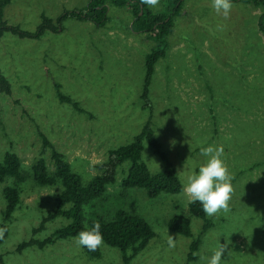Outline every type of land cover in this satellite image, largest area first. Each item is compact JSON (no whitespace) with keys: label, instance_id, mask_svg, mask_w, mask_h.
Wrapping results in <instances>:
<instances>
[{"label":"rangeland","instance_id":"rangeland-1","mask_svg":"<svg viewBox=\"0 0 264 264\" xmlns=\"http://www.w3.org/2000/svg\"><path fill=\"white\" fill-rule=\"evenodd\" d=\"M161 0L153 12H164ZM90 0H13L4 20L23 31L36 33L45 15L54 21L65 11L81 10ZM228 19L218 16L211 0H185L175 20L164 59L155 66L149 97L153 113L141 99L146 57L156 47L145 33L133 31V15L108 3L109 22L67 20L58 33L47 31L40 39H22L10 33L0 38V69L13 86L12 96L0 92V162L13 151L21 159L29 180L21 185V202L13 214L9 233L0 244L5 264H123L121 252L104 244L102 258H92L76 238L59 240L44 250L18 246L35 237L44 240L69 221L57 218L33 236L44 217L55 211L60 184L40 187L32 179V166L43 155L50 174L55 173L51 150L44 152L39 129L64 154L87 185L101 174L109 151L135 141L150 116L156 138L184 185L205 162L200 149L222 146L223 159L233 176V194L227 212L212 219L202 236L196 261L189 262L191 243L199 237L203 221L192 218L194 238L172 233L169 220L190 217L184 191L150 198L143 189L126 191L121 198L100 203L96 211L124 209L142 216L156 237L131 264H206L224 247L223 264H264V34L262 8L232 2ZM182 44L179 48L177 46ZM78 102L80 114L58 100L55 85ZM142 154L153 174L166 167L147 143ZM43 153V154H42ZM130 167L117 172L107 196L123 192L122 181ZM0 184V240L7 202ZM88 216V209L85 210ZM111 215V214H110ZM175 239V247L168 239ZM132 254V252H130ZM205 258V259H202Z\"/></svg>","mask_w":264,"mask_h":264},{"label":"trees","instance_id":"trees-1","mask_svg":"<svg viewBox=\"0 0 264 264\" xmlns=\"http://www.w3.org/2000/svg\"><path fill=\"white\" fill-rule=\"evenodd\" d=\"M185 0H168L164 12H153L141 0H90L88 6L81 10L65 11L55 21L47 16H42V24L36 33L23 31L18 26H11L4 20L5 9L11 5L13 0H0V38L5 34H12L22 39H40L47 31L58 33L64 29L63 24L74 19L81 22H93L98 28L104 27L109 22L108 3L126 8L133 15L132 28L136 33H145L149 39L154 40L156 47L146 57V77L141 99L143 109L153 113V103L149 97L150 86L153 80L155 66L159 60L164 59L169 48V37L174 31L175 20L181 14ZM253 3L254 6L263 9L260 20V30L264 34V0H232V2ZM58 100L62 104H69L80 114L88 112L74 101L70 96L62 92L59 84L55 85ZM0 92L12 96L13 86L9 79L0 69ZM153 117L150 116L143 131L135 138V141L110 150L108 159L100 166L101 174L94 177L87 185L83 184L82 177L75 173L71 164L66 160L64 154L59 152L49 141L48 137L39 129L43 141L44 152L49 148L54 163L55 173L50 174L43 155L32 166V179L40 187H54L61 185L62 191L56 197L55 211L44 217L41 226L33 230V236L45 229V225L57 218H64L69 221L67 226L59 228L44 240L35 237L29 241L22 242L16 252L28 248L44 250L54 245L59 240L74 239L80 231L90 229L94 224L100 225V231L104 238V244L116 248L121 252L123 264H131L140 252L146 249L156 233L151 225L140 215L130 213L124 209L105 212V216L99 215L96 211L100 203L110 202V199L121 198L125 192L132 189H143L147 195L154 199L162 193L179 194L183 191L177 171L169 161L163 145L156 138L152 124ZM147 143L154 150V153L165 162V169L153 174L142 158ZM43 154V153H42ZM0 162V184L8 179L13 180V185L4 189V198L7 202L3 212L4 231L0 244L6 239L9 233L8 223L13 214L19 208L21 202V185L29 180L28 175L22 171L21 159L17 153L8 151ZM129 162L130 167L122 181L123 192L115 196H107V189L117 181V172L123 164ZM89 213L86 216L85 210ZM111 214V215H110ZM192 218L203 221L201 235L194 239L190 246L188 256L189 262L196 261V253L202 244V236L213 226V220L208 219L199 203L190 204V217L176 215L169 220V230L177 235L186 238H194L192 232ZM212 220V221H211ZM9 224V223H8ZM86 254L92 258H102L101 249L91 252L83 248ZM132 252V254H130ZM0 264H5L3 255H0Z\"/></svg>","mask_w":264,"mask_h":264},{"label":"clouds","instance_id":"clouds-1","mask_svg":"<svg viewBox=\"0 0 264 264\" xmlns=\"http://www.w3.org/2000/svg\"><path fill=\"white\" fill-rule=\"evenodd\" d=\"M161 0H141L142 5L150 9L157 8ZM212 7L218 16L224 19L230 17L233 8L232 0H211ZM205 162L188 176L183 191L190 203H199L203 212L208 217H215L220 212H227L229 202L233 194L232 180L229 168L225 163L224 149L222 146H207L200 149ZM76 243L81 248L94 252L104 245V238L100 231V225L94 224L90 229L80 231L76 237ZM168 246L175 247V239L170 236ZM224 247L217 249L206 264H223L222 254ZM202 259H205L202 257Z\"/></svg>","mask_w":264,"mask_h":264},{"label":"crops","instance_id":"crops-1","mask_svg":"<svg viewBox=\"0 0 264 264\" xmlns=\"http://www.w3.org/2000/svg\"><path fill=\"white\" fill-rule=\"evenodd\" d=\"M174 28H175V27H174ZM173 34L175 35L174 31H173V33L171 34V36H172ZM146 36H147V34H146ZM171 36H170V37H171ZM170 37H169V48H170V46L173 47L174 45H177V44H175V43H176V40H174V38H173V41L170 43ZM181 45H182V44H179V45L177 46V48H179ZM169 48H168V49H169Z\"/></svg>","mask_w":264,"mask_h":264}]
</instances>
